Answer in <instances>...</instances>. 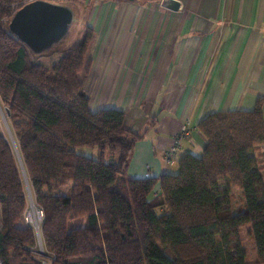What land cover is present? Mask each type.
<instances>
[{"label":"trees","instance_id":"1","mask_svg":"<svg viewBox=\"0 0 264 264\" xmlns=\"http://www.w3.org/2000/svg\"><path fill=\"white\" fill-rule=\"evenodd\" d=\"M14 2L0 0V105L14 142L0 135V264H248L244 227L264 264V100L202 118L204 149L181 157L176 174L126 178L142 135L124 128L122 111L91 109L84 84L93 31L57 58L46 52L49 68L9 32ZM20 164L41 213L43 255L24 221ZM233 189L244 199L236 213ZM69 217L83 226L69 228Z\"/></svg>","mask_w":264,"mask_h":264},{"label":"crops","instance_id":"2","mask_svg":"<svg viewBox=\"0 0 264 264\" xmlns=\"http://www.w3.org/2000/svg\"><path fill=\"white\" fill-rule=\"evenodd\" d=\"M167 1L92 5L84 84L91 109L122 111L124 128L142 135L126 178L173 173L181 157L202 153V118L264 100V0H174L177 10ZM171 148L175 163L165 159ZM256 257L246 253L247 263L258 264Z\"/></svg>","mask_w":264,"mask_h":264},{"label":"water","instance_id":"3","mask_svg":"<svg viewBox=\"0 0 264 264\" xmlns=\"http://www.w3.org/2000/svg\"><path fill=\"white\" fill-rule=\"evenodd\" d=\"M165 5L170 10H177L178 8V3L174 0L167 1ZM74 22L75 12L69 5L35 1L17 10L10 18L7 28L18 41L27 47L31 54L41 55L65 40L69 36ZM6 127L8 136L14 146L7 124ZM21 171L23 173L22 166ZM23 179L29 197V205H31V194L24 173ZM37 214L38 216L41 215L39 211H37ZM28 223H31L30 220H28ZM34 229L38 238L39 254L43 255L37 224H34Z\"/></svg>","mask_w":264,"mask_h":264},{"label":"rangeland","instance_id":"4","mask_svg":"<svg viewBox=\"0 0 264 264\" xmlns=\"http://www.w3.org/2000/svg\"><path fill=\"white\" fill-rule=\"evenodd\" d=\"M14 1H17V0H14ZM69 2H70L69 6H72V8L74 9V12H75V22L70 29L69 36L65 40H63L60 44H58L57 46H55L52 49L51 53L53 54V51L55 52V55H54L55 58L59 57V55L61 53H66V52L70 51L73 47H75L76 44L78 43V41L83 37L85 31L88 29V23H89L91 11H92L91 2L90 1L85 2V1H80V0H70ZM90 49L91 48H89L87 55H89ZM35 57H36L37 62L45 64L49 68L52 67V65L54 64L53 62H50V58L47 57L45 55V53L41 54V55H36ZM4 118H5L4 108L0 105V135L9 137L7 130H6L7 129V127H6L7 123L5 124L6 118H5V120H4ZM77 151L79 153H82V154L87 155V156H91L93 158H96L97 153H98L96 148L91 149V150L87 149V148H79ZM90 152H91V154H90ZM259 153L260 154L263 153L262 148L260 149V151H256V154H259ZM260 154H259V157H260ZM172 163H175V162L173 161ZM177 171H178V165H176V169L171 174H176ZM261 174L264 178V168L261 170ZM119 179H122V176L119 177ZM70 187H71V184H68L65 187L61 188L58 192L61 194H66L67 191L70 189ZM235 190H237V189H233V192H232V195L230 198L232 213H236V212L241 211L243 206H244V199H243L242 195L240 197V202L237 203V193L241 194V192L239 190L237 192H235ZM240 204H242L243 206L240 207L241 209H238V206ZM39 217L40 216H38L37 210L35 209L34 205H32V206L28 207V211L26 212V214L24 216V221L28 222V220H30L31 225H33V226H34V224L38 225L40 223ZM68 222H69V228L81 227L84 224V219L74 220V219L69 217ZM248 230H249V227H244L241 230L240 242H241V245L245 248L248 256H250L251 254L255 253V249H254L253 240L248 236Z\"/></svg>","mask_w":264,"mask_h":264},{"label":"built area","instance_id":"5","mask_svg":"<svg viewBox=\"0 0 264 264\" xmlns=\"http://www.w3.org/2000/svg\"><path fill=\"white\" fill-rule=\"evenodd\" d=\"M35 1H46V2H51V3H55V4H65V5L67 2H69V0H17L14 3H12V5H11V11L12 12H11L10 18L13 16V14L17 10H19L20 8H22L23 6H25L29 3L35 2ZM80 1H85V2L90 1L91 4L94 6L98 3H100L102 0H80ZM163 4H164L163 2L160 3V5H162V6H163ZM10 18L8 20H4V21L8 24ZM185 135H186V131L185 130L181 131V133H179V135H177L175 138V144H177L178 141L182 137H184ZM173 152H174V148H171L169 151L166 152L165 158H166L167 162L173 161V159H174L173 158ZM39 216L41 217V215H39ZM40 217H39V219H40Z\"/></svg>","mask_w":264,"mask_h":264},{"label":"bare ground","instance_id":"6","mask_svg":"<svg viewBox=\"0 0 264 264\" xmlns=\"http://www.w3.org/2000/svg\"><path fill=\"white\" fill-rule=\"evenodd\" d=\"M33 205V203H31V205L30 206H32ZM41 248H42V246H41Z\"/></svg>","mask_w":264,"mask_h":264}]
</instances>
